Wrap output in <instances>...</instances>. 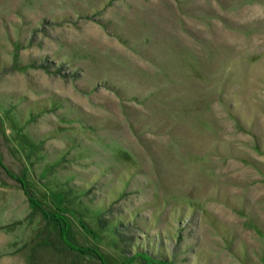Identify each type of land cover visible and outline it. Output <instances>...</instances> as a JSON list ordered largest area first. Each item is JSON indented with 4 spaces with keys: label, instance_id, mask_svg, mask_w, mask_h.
<instances>
[{
    "label": "rangeland",
    "instance_id": "1",
    "mask_svg": "<svg viewBox=\"0 0 264 264\" xmlns=\"http://www.w3.org/2000/svg\"><path fill=\"white\" fill-rule=\"evenodd\" d=\"M156 262L264 264V0H0V264Z\"/></svg>",
    "mask_w": 264,
    "mask_h": 264
},
{
    "label": "trees",
    "instance_id": "2",
    "mask_svg": "<svg viewBox=\"0 0 264 264\" xmlns=\"http://www.w3.org/2000/svg\"><path fill=\"white\" fill-rule=\"evenodd\" d=\"M145 260L147 259L146 257H143ZM148 261V259L146 260ZM155 264H166V263H163V262H156Z\"/></svg>",
    "mask_w": 264,
    "mask_h": 264
},
{
    "label": "bare ground",
    "instance_id": "3",
    "mask_svg": "<svg viewBox=\"0 0 264 264\" xmlns=\"http://www.w3.org/2000/svg\"><path fill=\"white\" fill-rule=\"evenodd\" d=\"M262 12V11H261Z\"/></svg>",
    "mask_w": 264,
    "mask_h": 264
}]
</instances>
